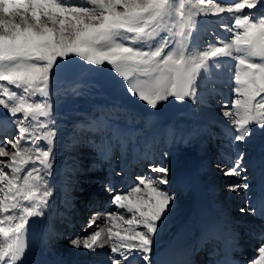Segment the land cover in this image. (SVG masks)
<instances>
[{"label": "snow or ice", "instance_id": "1", "mask_svg": "<svg viewBox=\"0 0 264 264\" xmlns=\"http://www.w3.org/2000/svg\"><path fill=\"white\" fill-rule=\"evenodd\" d=\"M224 14L231 24L221 27L229 35L194 38L209 23L203 18ZM228 60L234 62V96L217 107L231 155L216 167L241 178L226 191L247 192L246 149L264 137V0H0V264H29V221L41 218L58 235L54 219L70 212L78 199L74 193L83 192L76 179L84 171L78 156L70 157L71 164L62 162L70 175L57 180L62 148L79 143H63L64 130L54 116L61 79L88 73L91 79H77L73 94L84 85L109 88L157 114L172 101L197 106L222 95L218 73ZM89 128L101 130L100 121ZM88 143L100 160H111V138ZM135 179L120 193L109 175L104 190L116 211L89 217L88 234L68 242L90 253L108 247V264H176L161 259L158 246L178 196L168 187L170 167L150 158ZM61 194L65 212L56 208ZM238 210L264 221V190L256 201L246 197ZM235 223L255 240L252 258L242 264H264V224ZM237 237L233 232V247ZM215 264L233 261L225 253Z\"/></svg>", "mask_w": 264, "mask_h": 264}, {"label": "bare ground", "instance_id": "2", "mask_svg": "<svg viewBox=\"0 0 264 264\" xmlns=\"http://www.w3.org/2000/svg\"><path fill=\"white\" fill-rule=\"evenodd\" d=\"M245 11H247V10H245ZM226 15H228V14H224L222 17L203 18V19L209 21V23L205 24L204 26H202L200 28L199 35L200 36L208 35V36H211V39L215 38L216 35H218V36L229 35V33H227L226 30L223 27H221L222 24H227V25L231 24V20L229 19V17H224ZM201 33H202V35H201ZM210 34H214V35H210ZM233 65H234V62L231 60H228V63H226L218 73L219 83L217 84V87H218V89H220L222 95L216 96L214 98L208 97V102L206 104H203L201 107L199 105H197L198 107L195 106L194 109H192V106H191V110L187 111V113L190 116H192L194 119L188 120V119L182 118L180 116V114H177V112H175L177 115L176 118L174 116L175 115L174 113H173L172 117H168L165 115L166 111L164 112L163 110H160L161 113L160 114L157 113L159 116L160 124H161V125H159V128L153 127L154 125L150 122L149 126L152 128V131L145 132L144 135H146V137L142 136L139 138L141 140L140 143L145 144V145L148 143L147 140H150V139L156 140L158 133L160 134V127L164 126V124H166L167 126L161 128L162 130L167 128V127L173 128L171 126H174L176 123L174 121V119H176V120L180 119L181 122L183 123L182 124V123L177 122V127L174 128L176 130H179L180 132H182V130L179 127H182L184 125V123L189 122L192 124V127L190 129L183 132V134H185L187 132H191L189 135L183 136L181 134L180 137H178V139H176V141H175V139H173L171 141V144H174V146L171 147V151L169 152V155L167 156V159L168 160L171 159V162H172V164L170 163V169H171V165H172V169L170 171V181H171L170 185L182 186L183 189H181V193L179 192V194L177 196L176 208H175V211L169 220L167 228L165 229L164 232L159 234L158 246H159V250H160V258L175 261L176 264H183V262H187L178 253V248H183L184 246H186L185 245L186 243L191 245L192 247H194V246H197V247L198 246H206V245L208 246L209 243L211 245L214 243L213 239H211L209 241V238H207L205 236V232L207 231V229L210 230L212 228H215L216 226L227 227L230 233L233 234V232H236V233H238V236H239V234H240L239 229H241L242 227L237 225L235 223L236 221L242 220V221H245L246 223L250 221L256 225L263 224L259 219H256L255 217L241 216L240 213H238L237 215H233V214L228 215L227 214L226 199L221 198V196L218 195V193H217L218 190L215 187V184H216L215 174L212 171V169L209 168V170H208L209 166L207 165V163H205V155H206V152L209 153V151H208V148L203 147V144H201L199 146V151L201 154L200 159H199V160H201L200 164L198 166H195V165L190 166V171L187 173L188 174L187 177H180L178 175V173L175 172V170H179L178 165H177V162L179 159L177 160V156H176L178 151L175 152L178 145H181V144L183 145V143L187 147L194 145L195 142L203 136L202 133L204 131H206V129L209 128L213 122L221 124V126H223V127H227L226 120L221 115V108L217 107V103L222 101V100H220L221 97L223 99L222 102H226L228 99L227 97L229 95L232 94L234 96V94L231 91L233 84H234V82L231 79L232 74H233V70H234ZM60 85H62V84H60ZM71 86H73V84ZM68 116L62 114V117L64 118V119L63 118L62 119L67 120L68 118H70V115H68ZM72 116H73V119L75 120V125L81 126V128H86V129H84V130H86V132H84L81 135L75 136V133H73V132L71 133L70 129L62 127V129L64 130V137L66 134L69 133V135L67 137L70 138L71 141H72V138L78 140L79 143L77 144V146L75 148H69V149L71 150L72 154L75 152V154H76L75 156H78L81 158V159L79 158L80 161L83 159H86L88 161L89 158H83V156H79V155H81L82 152H83V154H86V153H88V151H84V150L81 151L78 146H79L80 142H84L85 140L88 139V137L90 136V133H89L90 131L88 130V129H90L89 125L91 124L92 121L98 120V117L100 118V116H97V115L90 116L88 119L89 121H84L83 118L77 117V115H72ZM99 121H100L101 125H104L101 120H99ZM57 124H59V121H57ZM123 125L119 126L115 129V133L119 137H121L122 135H129L130 133L135 132V130H140V128H138V127L131 129V127H128V125H124V126ZM109 126L111 129L114 128L113 125H111V124ZM143 126H145V125H143ZM102 128L103 127H101V129ZM215 129L216 128H214V130ZM92 131L93 132H91V133H93V137H95V134L97 135V133H96L97 130L96 131L92 130ZM81 132H82L81 129H79L78 134ZM263 142H264V137L258 136L248 148V152L250 150L251 153L248 155V160H247L248 161V165H247L248 171L245 173V175L248 177V179H255V182L252 183V185L250 186V187H254V188H256L258 186L259 181L256 179V177L253 174V172L255 170H257V166H258L257 160H256V155L253 153V149H255L256 146L260 147ZM224 143H225L226 147L219 146L218 149H221L224 152V154L230 155L231 150L229 147V139L224 141ZM136 144L137 143L135 141L133 145L135 146ZM146 147H148V146H146ZM62 150H63V148H62ZM153 150L150 147L147 150H141L144 152L140 155L145 156L149 152H152ZM192 150H194V149L190 147L186 151H187V153L192 155V153H193ZM215 151L216 150H214V152ZM95 155L96 154L94 153V150H93V155H91L93 157V162L96 160ZM58 158H60V157H58ZM196 158H197V156H196ZM206 159H207V157H206ZM62 162H66L67 164H71L72 160L68 156L62 157V159L59 160L58 164L61 166L62 175L57 177L58 181H61L63 179V176L70 175L69 173L63 172L64 164ZM100 164H101V161H100ZM104 165H105V167H103V166H102L103 168L100 167L101 170H103L107 173L108 172L111 173L112 172L111 168H110L111 163L104 164ZM81 166H82V168H85V166H83V165H81ZM129 166L130 165L123 163L121 166V170H130ZM249 169H251V170H249ZM180 171H182V169ZM93 173H96V172H93ZM128 174H129V171H128ZM79 175L80 176L84 175L83 178L89 176V174H87V172L84 174V171L82 173H79ZM120 175H122V173H120ZM77 176H78V174H77ZM128 178H130V177H128ZM205 178L208 181V183H207L208 186L205 184ZM120 179H121L122 184L116 183V184H114V187H115L117 192L123 193V192H125L124 190H127V188H128L126 185H128L129 180H123V177L120 176L118 178L117 182ZM95 181H97V180H95ZM188 182H191V184H192L191 187L188 186ZM194 182H198L199 184H203V186L208 187V189H209L210 202H209L208 206L205 207L204 212L200 211V208L198 207L197 198H196V194H195L196 189H195ZM104 186L105 185L103 184L101 187H104ZM101 191H100V194L93 192V195H90V197H93V202L99 201L100 196L103 194L105 196H107L108 198H109V196H111L108 192H106L104 190V188H102ZM230 194H232V193L229 192V196H230ZM253 195H255V194H253ZM62 200H63V195L61 194V197L59 200H57V205H56L58 212H65L64 207H62V208L58 207V205L59 206L62 205V203H61ZM77 206H79V205H77ZM96 207L97 206H95L93 208L94 209L93 212H90L89 214L84 213L83 215H77L78 212L71 213V211H70V212H65V215L63 217L58 216L57 218H55L53 221V227H54V224L60 223L59 227H57L56 229L54 228L56 233H58V235H52L51 233H49L48 232V224H47V227H44L43 223H45V222L41 218H37V217L32 218L29 221V224H30L29 229H32L34 231L35 235H37V237L34 238V240H35V244H34V248H33L34 256L30 260L31 264H108V255L110 253V250L108 247H105L104 249H97L96 253H92L93 256L96 255V258L92 259V258H89L87 256L88 250L75 249L71 245L70 246H64L63 244H61V239L64 238V236L62 235L64 233V231L70 232V233H67V235H65L66 240L69 238L71 239L73 236H76L80 232L79 229L76 228V226H78V224H75V223L77 222V220L78 221L79 220L84 221L85 215L95 216L97 214H101L103 216L107 212L116 211L115 206L112 204H107L105 207H101L99 209ZM34 221H35V224H33ZM98 223H100V222H98ZM69 226H72V227H69ZM78 227H80V226H78ZM45 228L47 231L46 235H44ZM80 230L83 231L84 229H80ZM88 231L91 232L92 229H88ZM257 231H258V229H257ZM42 234H43V236H42ZM246 237H247V240H242L240 242L244 243V242L249 241V242H253L255 244L254 239H251V238L249 239L248 235ZM207 251L208 250L206 248L205 252H207ZM191 252H192V249H191ZM240 258L241 259L248 258V253H246V255H242ZM188 264H194V261H192V263L188 262Z\"/></svg>", "mask_w": 264, "mask_h": 264}, {"label": "rangeland", "instance_id": "3", "mask_svg": "<svg viewBox=\"0 0 264 264\" xmlns=\"http://www.w3.org/2000/svg\"><path fill=\"white\" fill-rule=\"evenodd\" d=\"M224 17H229V15H226ZM229 19H230V17H229ZM201 35H202V33H201ZM194 38H198L201 42H203L204 40L211 39V36H208V35L200 36V35H198V37H197V34L194 33ZM77 79H79V80L89 79L90 80L91 77L89 76L88 73H84L81 76V78L80 77L79 78L74 77V78H70L68 80L61 79L59 82L58 90L54 91L53 101H54V116L56 118V121H59V118H60V120L63 118L60 115L62 113L77 115V117H80V118L84 117V118H86V120H88L90 115L98 114L101 117L105 118L106 121H109V119L117 120L119 123L123 122L126 125H131L132 126L131 128H134V127H136V126H138L144 122H147L148 120L153 122V120H155L157 118L156 114H149L148 112H152V111H149L148 109L143 107L141 104L132 103L131 101L125 99L122 93L114 92L113 90H111L109 88L97 89V88L92 87L90 85H84V86H81L77 89V92L79 95L73 94L71 89L73 87H75ZM60 84H62V85H60ZM72 84H73V86H71ZM227 98H228L227 99V101H228L229 99L233 98V95L231 94ZM220 100L223 101L222 97ZM222 101H220V102H222ZM112 104H115L118 107L111 106ZM96 105H98V106H96ZM202 105L203 104H200L199 106L201 107ZM60 106H63L65 108H62ZM191 106H192V109H194L195 106L190 105L187 101L184 102L183 104H181L179 102L172 101V102H169L168 104L164 105L163 107H161L160 110H163L164 112L166 111L165 115L168 117H172V115L174 113L175 114L174 116L176 118L177 115L175 112H177V114H180V116L182 118L192 120L194 118L187 113V111L191 110ZM57 107H59V108H57ZM196 107H198V106H196ZM124 110H126V111H124ZM160 110L158 112L159 114L161 113ZM79 111H81V112H79ZM85 111H88V112L85 113ZM77 112H78V114H75ZM112 114H115V115L123 114V115H118L117 117H114V116H112ZM66 116H68V115H66ZM158 119H159V116H158ZM98 120H100L99 117H98ZM72 121H73V119L61 121V127H65V128L70 129L71 133H72V129L70 127V123ZM174 121L176 123L174 126H171L173 128L177 127V122L182 123L180 119H177V120L174 119ZM153 124H154L153 127H155L156 123H153ZM159 125H161L160 121H159ZM159 125H157L156 128H159ZM165 126H167V125L164 124V126H161L160 128H163ZM128 127H130V126H128ZM184 127L186 129H190L192 127V124L189 122L188 123L186 122V123H184ZM214 128H216V129L214 130ZM148 130H150V127L149 128H143V129L138 130V131L141 132L140 134H143L144 131L147 132ZM76 131H78V130L76 127H74L73 132H76ZM204 132H205V134L201 138V140L195 142L196 147L194 150H192L193 151L192 155H190L186 151V149L190 148V146H188V147L184 146L183 149L179 147L180 151L176 154L177 160L179 159L177 162L178 169L179 170H181V169L185 170L188 167H190L193 163H195V165H199L200 155H199V150L197 147L200 144L205 145L209 151V153H208L209 155L207 156V159L205 158V161L207 164H209L211 166V168L214 171L215 181H216L215 187L218 190L217 193H218V195L221 196V198L226 199V206H227L226 211L229 212V214L237 215L239 213V210H238L239 207L243 205L246 197L249 198V196H251V194L253 193V190L250 189L247 191V193L243 190H240V192L238 191L236 193H232L229 196V192L226 191L225 186L229 183L240 182L241 178L240 177H234V176H225L216 167V164L218 162L223 163L224 159L226 157L225 155L221 154L220 151L217 150L218 146L223 144V141L228 140L227 136L225 135V130L222 128L221 124L213 122L210 125V127L207 128L206 131H204ZM180 134H182V132L178 133L176 135L172 134L171 132H167L166 134H163L165 136V140L163 141V143L159 141L156 144L155 143L153 144V142L151 141L152 145H156L160 148L159 153L157 152L154 155L155 159H153V160L158 162L159 159H162L164 162L168 163V165L170 167V163L172 164L171 159L170 160L167 159L165 161L164 158H162L161 156H163L164 153H169V150H170V145H169V143H166V140L169 139V141H170V139L172 137L174 139H177L180 136ZM68 135H69V133L65 135L64 140H63V141H66V145L72 143L71 141H69V138L67 137ZM131 141H132V139H131ZM214 144H216V145H214ZM76 146H77V144L74 146V148ZM78 147L80 148L81 151L89 149V146H86L84 144H81V146H78ZM261 148L262 147H260V149ZM214 150H216L215 151L216 153L214 152ZM247 151H248V149H246V157H245L246 160L248 158V152ZM115 153H116V156H114L115 157V164L118 165V167H119L122 164V162L119 161L121 159V154L120 155L118 154V150H116ZM75 155H76L75 152L72 154L71 150L69 148H63V150H61V152H60V155L58 156L60 158L57 159V164H58L59 160L62 159V157H66V156L72 157ZM91 155H93V151H89L86 154H83V152H82L81 155H79V156H83V158H89L88 161L86 159L81 160V165L85 166V168H83L84 174L87 172V174H89V176L83 178L84 175L80 176L78 174V176L76 177V179H78V182H79V188L83 189L82 193L79 191L74 193L76 196H78V199L75 200V207L71 210V213L78 212L77 215H83L84 213L89 214L90 212H93L94 207L90 208L89 206H87V204L85 205V203H87L86 198L88 196H90V194H92L93 192L100 194V191L102 190V188H104L101 186L103 184L104 185L107 184V181H108L107 180L108 176H105L107 173L103 172V171L100 172L97 169L98 160L93 162V157ZM196 156H197V158H196ZM233 158H234V155H233ZM142 162L145 164V168H146V165L148 162L147 161H142ZM171 169H172V165H171ZM171 169H170V171H171ZM118 170H120V169H118ZM93 172H96V173H93ZM145 172H146V169L144 170V169L136 168L134 173H133L134 180L131 183V185L138 183V181H136L135 177L138 175L144 174ZM242 175H245V173H243ZM96 179H98L99 183L95 182ZM170 189H171V191L179 194V189H180L179 187L178 188L177 187H171ZM124 191H127V190H124ZM101 198H103V199H101V201L99 202V205L96 207L98 209L102 207V205L104 204V199H106L107 196H105L103 194V196ZM111 199H112V196H109V198H107V200H109V201ZM77 205H79V206H77ZM103 206H105V205H103ZM58 207L62 208L63 204L60 206L58 205ZM128 215L130 216V214H128ZM89 217H91V216L85 215L84 221H80V220L78 221L77 220L78 223H75V224H78V226H80V227L76 226V228L79 229L80 232L77 235L75 234L76 236L83 237L84 235L88 234L84 230L82 231L80 229H84ZM126 218H128V217L126 216ZM59 225H60V223H57L54 225V227H59ZM241 232H242V230H241ZM67 233H70V232L64 231V233L62 234L64 236V238L61 239V244H63L64 246H70V244H68L69 243L68 241L70 240V238L67 240L65 239V235H67ZM242 235H243V237H242L243 239L247 238L245 236V232H243ZM76 236H73L72 238H74ZM245 252H246V250H245ZM93 258H95V257L92 256V259Z\"/></svg>", "mask_w": 264, "mask_h": 264}]
</instances>
